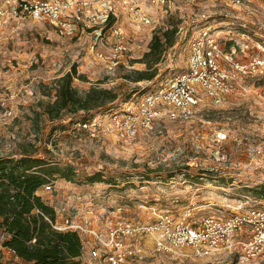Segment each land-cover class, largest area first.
<instances>
[{"label": "rangeland", "instance_id": "obj_1", "mask_svg": "<svg viewBox=\"0 0 264 264\" xmlns=\"http://www.w3.org/2000/svg\"><path fill=\"white\" fill-rule=\"evenodd\" d=\"M170 11L156 29L131 22L123 12L129 50L111 69L96 54L110 45L99 40L93 49V33L64 35L48 22L0 12V156L27 152L57 164L54 167H72L75 181L56 173L50 187L37 191L54 206L57 221L73 219L109 243L112 229L118 228L116 240L123 246L117 247L105 248L93 235L81 233L79 264H113L107 255L118 247L126 252L119 264H264V255L248 259L237 251L203 257L190 249L168 252L157 247L151 233L123 230L127 223L153 224L162 216L188 223L210 215L230 217L239 206L251 208L246 195L255 197L253 189L264 182V77H249L246 91L237 90L221 103L205 100L194 117L157 118L152 129L140 128L133 135L115 124L113 116L124 113L127 99L139 100L162 79L186 69L184 35L197 21L195 12L205 11L217 24L240 20L237 10L222 0H172ZM171 26L178 29L176 40L155 64L156 76L125 78L144 69L138 60L149 50L153 34ZM73 65L85 76L73 81L79 91L98 84L119 94L106 108L93 111L90 130L75 125L83 112L52 120L44 111V104L55 98L52 82ZM97 172L105 181L89 182L87 176ZM250 234L252 228L235 239ZM12 260L9 252L0 250V264H14Z\"/></svg>", "mask_w": 264, "mask_h": 264}, {"label": "built area", "instance_id": "obj_2", "mask_svg": "<svg viewBox=\"0 0 264 264\" xmlns=\"http://www.w3.org/2000/svg\"><path fill=\"white\" fill-rule=\"evenodd\" d=\"M222 2L235 8L236 18L240 20L217 24L205 11L195 12L197 21L184 35L188 36L186 69L162 79L155 89L143 94L139 100L125 101L124 113L115 112L113 116L116 125L126 126L133 135L140 128L152 129L157 118L194 117L205 100L221 103L237 90L246 91L249 77H264V0ZM2 5L1 14L26 15L48 22L64 35L89 31L96 39L93 49L99 40H105L110 48L106 52L99 48L96 54L111 69L129 50L121 24L123 12L131 22L156 29V24L163 22L171 12L172 0H3ZM92 123L88 119L77 121L75 125L90 130ZM220 135V139H225L224 134ZM52 181L42 187H50ZM246 197L252 200L251 208L239 206L237 212L227 218L210 215L188 223L185 218L162 216L153 224L127 223L123 230L131 234L151 233L157 247L168 252L182 253V250L190 249L192 254L203 257L229 250L239 252L242 258L261 256L264 255V198ZM35 211L40 212L39 209ZM52 225L58 230H76L80 236L81 233L93 235L105 248L123 246L122 241L116 240L117 227L112 229L109 243L97 230L74 224L70 218L62 222L56 218ZM249 228L253 234L245 239H235L236 234H247ZM1 236L0 250L4 249L12 256L13 251L3 245L5 235ZM135 250L141 255L139 247ZM125 254L118 247L107 257L113 264H119ZM94 255H97L95 250Z\"/></svg>", "mask_w": 264, "mask_h": 264}, {"label": "trees", "instance_id": "obj_3", "mask_svg": "<svg viewBox=\"0 0 264 264\" xmlns=\"http://www.w3.org/2000/svg\"><path fill=\"white\" fill-rule=\"evenodd\" d=\"M177 30L176 26L157 30L150 40L149 50L138 60L145 64L144 69L126 74L125 78L134 81L153 79L157 73L155 64L165 49L175 43ZM76 77L85 78L73 65L71 70L52 82L55 98L44 104V111L50 119L83 112L81 120H88L93 111L106 108L118 98L116 90L98 84L81 92L73 84ZM53 165L57 164L27 152L18 156H0V234L5 235L3 245L13 251L14 264L80 262L84 249L80 234L76 230L55 229L52 222L57 218L56 210L37 193L43 185L55 179L56 173L68 181H75L72 167L61 169ZM87 180L105 181L99 172L87 176ZM253 191L255 197L264 198V182Z\"/></svg>", "mask_w": 264, "mask_h": 264}]
</instances>
